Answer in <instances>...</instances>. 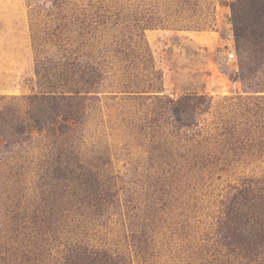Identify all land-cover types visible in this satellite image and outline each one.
<instances>
[{
	"label": "rangeland",
	"instance_id": "obj_1",
	"mask_svg": "<svg viewBox=\"0 0 264 264\" xmlns=\"http://www.w3.org/2000/svg\"><path fill=\"white\" fill-rule=\"evenodd\" d=\"M262 1L0 0V264H264Z\"/></svg>",
	"mask_w": 264,
	"mask_h": 264
},
{
	"label": "trees",
	"instance_id": "obj_2",
	"mask_svg": "<svg viewBox=\"0 0 264 264\" xmlns=\"http://www.w3.org/2000/svg\"><path fill=\"white\" fill-rule=\"evenodd\" d=\"M257 8H259L258 9V12L256 11V14H259V15H261V16H264V3H263V1H262V3L261 2H259L258 3V5H257ZM233 12H236V10L235 9H233ZM140 14V13H139ZM135 16H136V19H135V26H139V23H141V18H140V16H138L137 14H134ZM135 16H133V17H135ZM251 18H252V16H251ZM238 21L237 20H235V33H236V37L238 38L239 37V35H240V33H239V25H238ZM255 23V22H254ZM146 26H149V25H146ZM263 119H264V116H263Z\"/></svg>",
	"mask_w": 264,
	"mask_h": 264
}]
</instances>
